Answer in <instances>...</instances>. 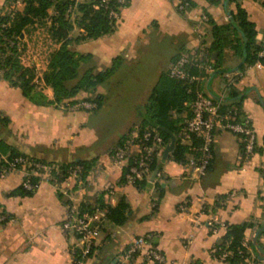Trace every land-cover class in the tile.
I'll list each match as a JSON object with an SVG mask.
<instances>
[{"label": "crops", "instance_id": "crops-1", "mask_svg": "<svg viewBox=\"0 0 264 264\" xmlns=\"http://www.w3.org/2000/svg\"><path fill=\"white\" fill-rule=\"evenodd\" d=\"M190 1L191 5L181 11L179 0H128L120 10L113 33L71 43L70 49L76 55L90 56L89 61L81 64V73L88 68L98 73L110 68L115 58L122 59L111 78L98 86L96 93L103 100L95 111H71L56 103L36 104L19 88L0 78V156L14 150L50 163L86 161L91 166L83 180L71 178L63 184L67 193L56 183L43 179L31 195H10L22 186L23 172H10L0 178V211L12 219L0 224V264H77L79 237L62 230L72 204L83 205L86 214H98L103 220L92 252L82 264H111L133 239L147 233L154 234V244L166 258L164 264H223L214 258L212 249L226 229L213 232L209 221L217 227L220 223L244 221L264 225V68L245 63V48L241 55L239 37L232 30L223 33L225 39L219 55L213 52L214 72L205 76L201 84L222 101L232 93L242 99L241 109L257 134V150L242 155L240 138L219 129L213 160L205 175H197L187 162L175 161L171 152L166 159L162 153L156 177L153 179L152 174L141 186L127 184L122 169L111 156L125 134L142 122L152 89L169 65L180 54L196 51L202 44L209 48L214 39L213 26L230 24V12L236 3L241 4L254 23L256 44L261 46L264 0H218L217 4L208 0ZM22 9V3L0 0L1 14ZM203 14L208 16V23L201 21ZM78 33L76 28L72 36ZM45 36L37 29L19 43L25 66H35L38 71L40 59L27 53L31 45ZM116 76L145 78V83L151 85H146L142 100L132 97L133 103L127 105L126 122L120 111L124 102H112L104 92ZM128 85L114 92L112 99L120 100L122 93L132 90ZM39 90L53 99L50 87L44 85ZM86 94L80 92L76 100ZM180 117L183 122L187 118ZM228 193L235 196L221 205L218 199ZM121 198L129 204L128 219L124 225L115 226L107 221L106 209L101 204L116 206ZM204 204L207 209L202 212ZM182 206L185 210H181ZM255 234L248 229L246 239H254ZM258 240L264 248V234ZM143 262L137 256L127 264ZM259 264H264V258Z\"/></svg>", "mask_w": 264, "mask_h": 264}, {"label": "trees", "instance_id": "trees-1", "mask_svg": "<svg viewBox=\"0 0 264 264\" xmlns=\"http://www.w3.org/2000/svg\"><path fill=\"white\" fill-rule=\"evenodd\" d=\"M13 1L16 3L17 0ZM188 1L189 5H191V1ZM208 1L212 4L219 3L218 0ZM127 4L128 0L123 3L118 0H108L107 3H103L102 0H22L23 9L21 11L12 10L3 14L0 13V78L8 81L11 86L19 88L24 96L36 104L75 103L78 94L84 91L93 96L87 100L96 102L98 109L102 104L103 96L96 93L97 88L111 78L120 67L122 59L119 57L115 58L110 68L98 73H93L92 68H88L81 73V64L89 61L90 56L76 55L70 49V45L73 42L79 43L98 39L113 33L117 27L120 10ZM70 8L71 11L69 10ZM111 11L116 12L118 16H111ZM230 13L232 20L230 24L227 26H213L212 35L214 39L208 49L210 57L215 60L213 52L219 55L221 42L225 39L223 33L227 30H232L239 37V53L243 55V48L246 49V52H244L245 63L253 64L257 61L258 52L261 48L260 45L256 44L257 32L255 25L248 19V14L240 3H236L235 9L231 10ZM2 24H8V27L2 29ZM76 28L79 33L76 36H72ZM37 29H41L51 43L58 46L50 52L47 67L41 76H38L35 66H25L22 63L20 58L22 50L20 51L18 47L24 36H29ZM216 60L219 61V56H217ZM191 73L198 74L199 71L196 68H192ZM39 80L52 89L54 96L52 100L48 99L42 90H39L37 84ZM186 88L187 84L185 82L170 78L167 72L163 73L152 89L144 108L146 113L140 123L142 128H157L165 144H168L170 137L160 127H164L174 133L176 143L171 151V156L175 161L181 163L188 162L189 157L193 155L190 149L191 146H197L200 142L199 139L195 138L190 146L189 144L181 143L178 138V133L184 126V119L182 120L180 116L185 115V118L189 116L188 104L192 99V95L187 93ZM241 102L242 99L237 94L232 93L230 98L221 102L220 112L227 114L234 107L241 109ZM242 114L245 115L244 111H242ZM240 150L242 155H245L242 141L240 142ZM256 150L257 144L254 152ZM5 156L9 160L23 156L30 160L41 161L55 166L58 173L54 172L55 180L51 181L53 183L64 181L68 177V170L72 165L82 166L83 171L79 176L82 180L91 168L90 162L86 161L55 164L20 154L14 150ZM158 166L159 159L155 158L151 163L152 172ZM29 181L32 184L39 183L40 177L32 176ZM146 181L139 182L138 186L143 185ZM35 191V189L29 190L24 186H20L10 192V195H31ZM60 195L62 196L61 193ZM83 207V205H78L79 210L85 213V207ZM101 208L106 209V219L110 224L121 226L126 223L129 204L125 198H121L116 206H108L102 203ZM225 225L226 230L213 247L212 255L220 258L223 254H227L223 264H247L249 259H252L253 264H259L264 258V248L260 245L259 240H257V245L254 244L253 239L249 240V247L253 253L248 251L243 242L246 239L245 232L248 229L254 230L256 233L262 224L244 221ZM262 234H264V230L259 232L258 237ZM76 254L79 256V250ZM142 264L148 263L144 261ZM192 264L198 263L194 262Z\"/></svg>", "mask_w": 264, "mask_h": 264}, {"label": "built area", "instance_id": "built-area-1", "mask_svg": "<svg viewBox=\"0 0 264 264\" xmlns=\"http://www.w3.org/2000/svg\"><path fill=\"white\" fill-rule=\"evenodd\" d=\"M107 1L102 0L103 3H107ZM118 1L125 2V0ZM21 3L22 0L16 1V5ZM188 7V0H179V10L184 11ZM69 10L71 11V8ZM110 15L114 17L118 16L114 11H111ZM201 21L208 23V16L203 14ZM1 27L5 29L8 27V24H2ZM208 49L206 44H202L196 51H187L180 54L169 65L167 70L170 78L185 82L187 84V93L192 95V99L188 104L189 116L185 119L184 126L178 133V138L181 143L189 144L190 146L193 144V139L200 140L197 146H191L190 149L193 155H191L187 162V166L193 168L199 176L205 175L211 166L217 130L223 129L237 135L244 143L246 155L253 154L257 144V134L252 121L242 114L243 110L234 107L227 114H222L220 112L222 99L210 95L209 92L202 88V79L214 72L215 69ZM252 65L264 68V39L258 52V59ZM192 68H196L199 73L192 74ZM60 106L71 111H93L98 107L96 102L84 99L76 100L75 103L63 102ZM166 145L157 128H142L140 124H137L125 134L122 143L114 148L111 156L115 164L122 169L125 182L129 185H138L139 182L148 180L153 174L151 163L155 158L161 156ZM18 170H21L24 174L22 186L29 190H36L43 179L49 181L55 180L54 172L58 173L57 168L48 163L30 160L23 156H18L13 160H9L7 156H0V178ZM82 171L81 165H72L69 167L68 177L62 182H56V184L63 193H67L66 188H63V184L71 178L80 179L79 176ZM32 176L40 177L39 183L32 184L29 181V178ZM234 196V193H228L221 196L219 202L221 205H224L231 201ZM206 209L207 206L204 204L201 210L205 212ZM181 210H185V207L182 206ZM10 220L12 221L6 213L0 212V224ZM102 221V218L98 214L82 213L76 204L69 206L62 223V230L66 233L76 234L79 237L80 254L76 261L77 264H82L88 258ZM208 225L213 232H217L220 228L226 229L225 223H220L217 227L213 225L212 221H209ZM243 244L248 251H251L248 239H245ZM137 256H141L148 264H164L166 261L164 254L154 244V234L147 233L133 239L112 260L111 264H127ZM226 256L227 254H223L220 258H214L223 262ZM247 262V264H253L252 259L247 260Z\"/></svg>", "mask_w": 264, "mask_h": 264}, {"label": "rangeland", "instance_id": "rangeland-1", "mask_svg": "<svg viewBox=\"0 0 264 264\" xmlns=\"http://www.w3.org/2000/svg\"><path fill=\"white\" fill-rule=\"evenodd\" d=\"M49 42H51V41L45 36V37H43V40L40 41V39H39L38 43L35 42V44L31 45L29 52L27 53L30 56L37 55V59L39 58L41 61V62L39 61L40 63L37 66L38 76H41L43 71H44V67L46 66V57H49L50 52L53 51L55 48H57L56 45L50 44ZM18 47H19V50L21 51L22 46L19 44ZM25 57H27V55ZM26 61H28V60H26ZM134 79H132V77L125 78L124 76H116L114 79H112L111 83H109L108 86L104 88V92H106V94L108 95L109 100H111L112 102H117V101L124 102V104H122L121 108H120V111L122 112L123 120L125 119L124 122H126L129 118V115H128L129 114V108L127 105L129 104V102L133 103L134 100L132 99V97L136 98L137 100H142L143 97L146 95L144 93V91L146 89V85H148L149 87L151 86L150 84L145 83V81H146L145 78L142 79L140 77H138V78L134 77ZM139 79H141V80H139ZM127 80H129L130 83H128ZM122 81L124 84L121 85ZM150 83H152V82H150ZM37 84H38V87L40 89L41 88L43 89L44 82L39 80V81H37ZM127 84L130 85V86L128 85V88H132V90L129 89V92L126 90L127 92L122 93L120 100H118L117 98L112 99V98H114V92L118 91V89H120L121 86L124 87L123 90L126 89ZM90 97H93V96L86 94V97H82L81 99L87 100Z\"/></svg>", "mask_w": 264, "mask_h": 264}, {"label": "water", "instance_id": "water-1", "mask_svg": "<svg viewBox=\"0 0 264 264\" xmlns=\"http://www.w3.org/2000/svg\"><path fill=\"white\" fill-rule=\"evenodd\" d=\"M244 52H246V49H244ZM160 129L164 132H166L169 137H170V141L168 142V144L166 145L164 151H163V159H166L167 156L169 155V153L173 150L175 143H176V136L174 135V133H172L170 130L164 128V127H160ZM158 170H155L153 172L152 178L154 179L156 177ZM264 230V225L261 226V228L256 232L255 236H254V244H258L257 240H258V234L260 231Z\"/></svg>", "mask_w": 264, "mask_h": 264}]
</instances>
